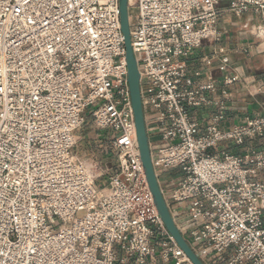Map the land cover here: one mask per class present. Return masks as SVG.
<instances>
[{
    "label": "built area",
    "instance_id": "1",
    "mask_svg": "<svg viewBox=\"0 0 264 264\" xmlns=\"http://www.w3.org/2000/svg\"><path fill=\"white\" fill-rule=\"evenodd\" d=\"M128 10L175 227L203 264H264V151L225 148L264 137V116L222 130L219 115L202 129L190 109L212 103L213 71L223 87L239 77L227 57L189 78L186 63L218 40L223 10L264 21V0H128ZM125 55L119 0H0V264H152L157 251L164 264H193L146 182ZM88 124L112 160L74 152Z\"/></svg>",
    "mask_w": 264,
    "mask_h": 264
},
{
    "label": "crops",
    "instance_id": "2",
    "mask_svg": "<svg viewBox=\"0 0 264 264\" xmlns=\"http://www.w3.org/2000/svg\"><path fill=\"white\" fill-rule=\"evenodd\" d=\"M225 6L226 4H221L222 8ZM215 29L218 40L205 43L194 57L186 61L189 72L187 77H191L192 69L204 71L206 59L213 58V67L216 68L218 61L227 57L239 78L232 85L223 87L224 74L215 69L213 74L217 93L209 94L208 97L212 103L197 110L190 109V113L192 120L202 129L211 125L212 121L221 115L223 118L219 128L229 130L247 118L264 116V21L253 13L236 17L223 10ZM197 80L201 84L206 83L204 76ZM104 147L98 152L100 158L90 153L89 159H107L105 156L109 154L104 153ZM225 148L235 155H243L252 148L264 151V137L247 140L240 147L226 145ZM85 152L75 153L81 157ZM226 254L225 257L230 252ZM132 262L130 260L127 264ZM152 264H164L159 251Z\"/></svg>",
    "mask_w": 264,
    "mask_h": 264
},
{
    "label": "water",
    "instance_id": "3",
    "mask_svg": "<svg viewBox=\"0 0 264 264\" xmlns=\"http://www.w3.org/2000/svg\"><path fill=\"white\" fill-rule=\"evenodd\" d=\"M119 13L121 33L124 38V45L126 51L125 58L127 64V81L129 85L132 110L134 114L138 149L146 182L149 191L152 195L154 206L166 230L175 240L180 249L184 252L186 257L193 264H203L202 261H200V259L193 253L189 245L185 242V240L175 227L168 211V208L166 206V203L164 201V198L162 196L159 183L152 166L151 153L145 128L144 112L141 100L140 73L130 42L128 0H119Z\"/></svg>",
    "mask_w": 264,
    "mask_h": 264
},
{
    "label": "rangeland",
    "instance_id": "4",
    "mask_svg": "<svg viewBox=\"0 0 264 264\" xmlns=\"http://www.w3.org/2000/svg\"><path fill=\"white\" fill-rule=\"evenodd\" d=\"M87 118H89V115L87 116ZM90 126L91 125L88 124L76 133L81 138V140L79 141L77 148L74 150V152L78 154L79 152L86 151L85 154L81 155V158L86 160L90 158V153L99 156L98 152L102 151L104 145L105 147L106 145L109 146L107 143V139H105L107 138L105 136V133L94 131V129L91 128L92 126L91 127ZM98 146L101 147L97 148ZM105 157L108 158L109 160H112V154L106 155ZM98 158H100V156ZM175 175L176 172L171 173L172 177H174ZM99 184L101 186L102 181ZM226 255H228V253Z\"/></svg>",
    "mask_w": 264,
    "mask_h": 264
}]
</instances>
